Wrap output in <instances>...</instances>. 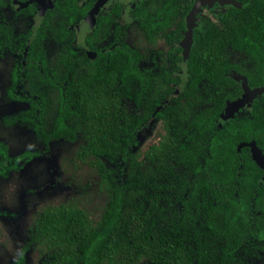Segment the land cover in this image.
Masks as SVG:
<instances>
[{"label": "trees", "instance_id": "trees-1", "mask_svg": "<svg viewBox=\"0 0 264 264\" xmlns=\"http://www.w3.org/2000/svg\"><path fill=\"white\" fill-rule=\"evenodd\" d=\"M158 1L161 16L136 25L155 45L159 32L176 39L158 49L161 63L140 64L123 46L91 64L68 46L50 76L69 93L46 98L58 116L48 134L81 137L76 157L99 181L34 217L35 239L55 255L48 264H264V165L242 145L264 153V93L226 117L244 94L240 76L264 85V0H243L221 22L201 16L186 60L194 0ZM152 116L157 137L145 145L137 135ZM94 193L97 217L84 204Z\"/></svg>", "mask_w": 264, "mask_h": 264}, {"label": "flooded vegetation", "instance_id": "flooded-vegetation-1", "mask_svg": "<svg viewBox=\"0 0 264 264\" xmlns=\"http://www.w3.org/2000/svg\"><path fill=\"white\" fill-rule=\"evenodd\" d=\"M197 1L194 0L185 16L187 28L188 15ZM158 3V0H0V148L2 144L6 147V154L0 151V197L8 192L2 188L11 187L23 165L49 152L52 143L65 142L75 147L72 154L66 153L61 158L63 171L72 177V187L81 178L80 170L88 168L96 174L88 161L82 162L76 157L81 137L73 141L63 137L50 138L48 134L58 122V116L50 104L46 105V98L62 99L69 93L66 86H53L50 76L56 79V65L60 64L68 46L79 51V55H87L91 64L106 52L123 46L127 51H139L140 64L161 63L158 49L177 48L176 39L169 42L159 32L160 38L155 45L138 31L136 25L138 18L143 19L144 15L161 16ZM71 4L78 7L77 13L71 10ZM243 4V0H205L196 15L194 29L199 26L201 16L202 19L211 17L215 22H221L226 12ZM102 17H107L105 27L100 22ZM116 25L121 29L119 35L125 37L123 41L115 33ZM183 32L184 38L186 31ZM184 51L185 47L182 54L186 60ZM172 59L176 60L175 57ZM40 92L44 93V99ZM158 109L159 106L154 115ZM158 123L155 116L144 122L137 135L139 142L152 143L157 137ZM149 138L152 139L148 141ZM23 145L25 149L18 152ZM47 185H50L49 181L42 184L43 187ZM87 186L92 188V182L81 183L80 190L64 201L37 207L27 223L26 236L14 238L16 247L7 264H48L54 260V252L49 247H42L35 239L34 217L46 206L81 197ZM36 192L40 193L38 189ZM1 216H7L4 209L0 210ZM6 234L5 242L13 238V232ZM32 255H36L33 262ZM0 264H4L2 259Z\"/></svg>", "mask_w": 264, "mask_h": 264}, {"label": "rangeland", "instance_id": "rangeland-1", "mask_svg": "<svg viewBox=\"0 0 264 264\" xmlns=\"http://www.w3.org/2000/svg\"><path fill=\"white\" fill-rule=\"evenodd\" d=\"M150 139L152 138H149L148 141ZM24 149L25 145L18 152ZM74 150V145H67L65 142L52 143L49 152L32 163L23 165L17 174L18 178L11 183V187L2 188L8 190L7 193L5 192L4 197H0V210L4 209L7 212V216L0 217V259L4 264H7L9 257L15 250V239L22 238L23 234L26 236L27 223L37 207L64 201L73 195L74 191V194H76L80 190V184L86 181H91L93 187H98L99 179L97 175L88 168L79 171L78 174L81 178L72 187V177L63 171L61 158L66 153L72 154ZM15 151L14 149L13 152ZM37 173H39L38 177H36ZM45 181H49L50 185L43 187L42 184ZM28 188H31V190H28ZM37 189L40 193L36 192ZM96 196L95 193L92 194V200H87L84 204L97 217L100 212H98L97 204L99 201ZM8 212H11V214L9 215ZM7 232H13V238L5 242L4 238L8 236ZM31 257V262L36 260V255Z\"/></svg>", "mask_w": 264, "mask_h": 264}, {"label": "water", "instance_id": "water-1", "mask_svg": "<svg viewBox=\"0 0 264 264\" xmlns=\"http://www.w3.org/2000/svg\"><path fill=\"white\" fill-rule=\"evenodd\" d=\"M205 0H198L191 12L188 15V20H187V30L185 32V37L182 40V44L185 47L184 51V56L187 59L189 57V53L191 51L192 45L194 43V27L196 25L195 19L196 15L201 9L202 4L204 3ZM223 1V0H221ZM229 1V0H228ZM241 80H243V87H244V94L242 95L241 98L238 100L234 101L233 104L230 106L228 109V112L226 114V117L231 116L234 112L238 111L239 108L243 106H249L250 103L259 95L264 93V85L255 87V88H250L248 85V82L245 78L242 76L239 77ZM242 145H250L252 147L254 155L262 162L264 165V153L262 150L257 146V143L255 141H252L247 144H242Z\"/></svg>", "mask_w": 264, "mask_h": 264}]
</instances>
